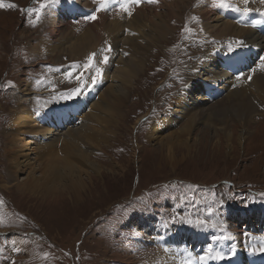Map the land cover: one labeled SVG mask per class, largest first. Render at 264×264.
<instances>
[{
  "label": "rangeland",
  "instance_id": "1",
  "mask_svg": "<svg viewBox=\"0 0 264 264\" xmlns=\"http://www.w3.org/2000/svg\"><path fill=\"white\" fill-rule=\"evenodd\" d=\"M62 1L67 2L4 0L5 6L0 7V264H156L159 252L152 241H148L149 232L154 228L167 230L169 227L174 231L179 224L205 226L212 235H215L213 230L215 233L223 232L220 235L222 238L232 232H237L239 236L249 233L253 237H258L259 233L264 238V233L250 229L254 223H239L241 227L238 228V221L229 217V209L232 208L235 211L264 208L262 103L247 122L242 120L248 132L241 143L236 140V134L243 126L230 119L235 139L229 147L222 134L223 138L219 141L211 139L212 129L201 122H197L196 130L186 145L172 148L173 155L147 139L152 122L168 111L173 94L187 85L190 75L187 71L190 69L197 74L204 69L198 63L202 60L200 53L206 50L203 40L214 46L218 44L219 37L214 26L213 29L208 28L212 22L205 14L206 0H180L167 32L151 41L142 35L145 31L141 32L140 28L144 29L143 26L131 24L125 28L112 20L117 18L125 24L127 11L121 6L96 11L101 0H75L80 11H65L61 16L66 22L56 20L51 16L50 9L55 8V2L62 4ZM144 1L145 6H155L156 13L165 11L174 3V0H160L159 7L156 3L150 5L148 0ZM235 1L242 6L249 4L242 0H218L219 14L216 13L214 21H217L213 23L229 20L234 24L236 15L230 14H235L231 4L235 10L238 9ZM9 4L15 6L8 7ZM41 4L45 6L41 8ZM29 8L39 10L38 20L36 11L29 13ZM227 8L230 10L228 14ZM85 9L98 17L104 13L111 20L105 16L99 21V26L90 28L93 38L90 48H94L84 58L70 56V51L60 49L63 46L53 54L48 53L45 47H41L40 51L34 50L39 38L43 35L46 38L45 31L54 28V40H57L61 36V27L71 31L78 28ZM137 9L130 11L137 15L142 8ZM50 19H54L53 24H49ZM154 19L157 20V17ZM89 25L90 22L83 23V30ZM106 26H115V30L103 37L101 29ZM130 40L150 46L144 50L146 54L141 59V68L133 76L121 109L123 116L119 119L116 136L107 144H100L101 150L99 147L89 150L90 158L100 170L105 171L101 177L94 172L91 174L93 184L84 201L75 202L67 194L40 199L27 192H19L7 180L6 136L3 133L16 106V92H24L28 88L31 92L29 100L34 101L32 105H36V109L48 104L74 102L78 95L72 99H61V94L81 84L75 76L63 78L59 70H79L81 76L85 63H88L87 57L92 53L96 54L94 66L91 71L85 68V74L92 77L96 75V68L101 69L96 83L91 80L92 88L99 87L103 71L112 66L106 72L103 86L99 87L101 91L109 85L110 77L117 81L114 71L122 67L121 61L130 56ZM115 46L119 51L113 58L111 53ZM109 47L110 51H106ZM100 50H104V56L108 57L107 63L103 62L104 56L97 62ZM184 58L190 59L187 65L183 64ZM257 74L252 71L246 76L255 77ZM198 79L206 81L204 75ZM232 81L226 93L234 89ZM236 89L239 86L235 85ZM226 93L214 99H220ZM184 122L185 117L178 119L172 130L181 127ZM3 179L10 183V188L2 186ZM148 218H151L149 226L143 228L141 223L148 222ZM252 220L255 222V218ZM141 240H147L146 247H141ZM178 252L182 250L177 247L171 249L170 254L177 255Z\"/></svg>",
  "mask_w": 264,
  "mask_h": 264
},
{
  "label": "bare ground",
  "instance_id": "2",
  "mask_svg": "<svg viewBox=\"0 0 264 264\" xmlns=\"http://www.w3.org/2000/svg\"><path fill=\"white\" fill-rule=\"evenodd\" d=\"M205 4L207 8L205 14L212 22L208 28L213 29L214 26L216 36L219 37L217 49L205 48L206 50L202 53L203 61L199 60L200 65L204 67L202 71L193 74L190 69L186 70L190 73L187 85H183L184 87L173 94L171 107L152 122L151 129L147 133L148 141L160 145L171 155L174 154L172 148L175 145L183 146L191 140L197 122L212 129L211 139L219 141L223 135L226 146L229 147L231 141L235 139L232 125L230 126V119L233 118L236 124L243 126L236 134V140L241 143L248 132L242 120L247 122L257 113L255 109L259 103L264 105V69L259 67L260 58L264 57V4L260 3L251 7L248 13L243 11L242 5V7H236L238 9L235 10L234 24L229 20L219 21L222 23L218 22V24L213 23L217 21L214 20L219 14V7H217L219 2L206 0ZM150 5L153 4L150 3ZM178 5L180 0H174V3L169 5L172 7L156 13L155 6H145L144 1L139 7L142 8L139 14L129 15L126 12L125 24L115 18L116 23L125 28H129L128 25L131 24L143 26L144 29L140 28L141 32L145 31L142 35L151 41L167 32L168 24L173 14L177 12ZM69 8L72 9L71 5ZM171 8L172 10L169 11ZM127 15L131 17L126 18ZM104 17L102 16L101 19ZM154 17H157V20ZM85 19L83 18L82 21ZM53 20L50 19L49 24H53ZM62 22L66 21L62 20ZM81 23H79L80 26H82ZM65 25L68 26V23ZM99 25V21L93 20L85 31L84 27L72 31L59 27L61 36L57 40H54V28L49 32L45 31L47 39L43 37L44 35L40 37L34 50L40 51L41 47H45L48 53L53 54L56 49L63 46L60 49L70 51V56L84 58L88 51L94 48H90L93 42L90 28L95 29ZM114 30L115 26H106L101 29L102 33L107 34ZM237 41H242V44L237 45ZM130 42V56L121 61L122 67L114 71L117 81L112 76L109 85L103 87L101 91L98 87L93 92L92 89H88V80L85 81L86 85L81 89L77 102L67 103L62 108L48 104L46 107L36 109V105H32L34 101L29 100L31 92L28 88L24 92H16V106L11 111L8 128L3 133L6 136L4 149L7 160V180L19 192H27L40 199L67 194L75 202L84 201V196L93 184L91 174L94 172V175L101 177L102 172L105 171V169L100 170L95 161L90 158L89 150L92 147L93 150L96 147L101 150L100 144H107L116 136L119 119L123 116L121 109L129 94L133 76L141 68L146 54L144 50L150 46H143L135 40ZM229 44L232 45L233 51H229ZM114 51L115 57L119 51L117 46ZM242 60L243 68L239 67ZM253 69L258 74L255 77L251 76L249 80L246 75H251ZM233 73L237 74L236 77ZM202 75L206 79L204 82L198 79ZM231 80H233L234 89L226 93ZM235 85L239 86V89L235 90ZM224 93L226 94L220 99H214L215 96ZM227 114L231 116L228 118ZM182 117L186 118V122L172 130L175 122ZM195 139L196 137L193 140ZM9 184L3 179L2 186L5 189L10 186ZM229 217L232 221H238L236 223L238 228L244 222L251 225L254 223L250 229L264 233V208L251 211H235L232 208L229 209ZM252 218H255L256 223ZM150 219L148 222L143 221L141 226L147 228ZM173 230L171 227L167 230L154 228L152 232H149L151 234H148L147 239L152 241L159 252L156 264H264L259 255L264 253V238L253 237L249 233L239 236L237 232L228 233L222 238L220 235L223 232L220 234L219 231L215 233L213 230L215 235H212L210 229L207 230L205 226L183 224L176 225ZM146 233H148L147 229ZM163 234L164 236L161 237L160 235ZM168 235L172 237H165ZM145 241L147 240L140 241L141 247L147 246ZM177 247L182 252L171 255V249ZM156 248L155 251H157ZM218 253L223 256V259L215 258Z\"/></svg>",
  "mask_w": 264,
  "mask_h": 264
},
{
  "label": "snow or ice",
  "instance_id": "3",
  "mask_svg": "<svg viewBox=\"0 0 264 264\" xmlns=\"http://www.w3.org/2000/svg\"><path fill=\"white\" fill-rule=\"evenodd\" d=\"M141 2H142V0H122V3L120 4V6L122 8H124L126 11H128L129 15H131V11H130V9L127 6L128 5H137L138 6ZM148 2L149 3H156V2H158V0H148ZM107 3H108V0H101L100 8H97L96 11H100L101 8L106 7ZM244 3H248V0H244ZM260 3L264 4V0H260ZM4 6H5L4 5V0H0V7H4ZM14 6L15 5H12V4L8 5V7H14ZM44 6H45L44 4H41V8H43ZM27 11L29 13H32L33 11H36L37 20L39 19V16H40L39 10H35V9L29 8V9H27ZM244 11H246V12L247 11H251V9H247L246 8V9H244ZM87 19L95 20V19H97V17L95 15H92L90 17H87ZM34 23L35 22H33V24ZM257 23H259V21H257ZM236 43H237V45H240V44H242V41H237ZM228 47H229V51H233V48H232L231 44H229ZM106 51H110V47L108 49H106ZM125 55H127V53H125ZM95 56H96L95 53H92V54L89 55L88 63L84 65L85 68L91 69L94 66L93 62H94ZM107 61H108V57L105 55L104 58H103V62L107 63ZM260 61H261V63L259 65V67L264 69V57H261ZM95 71H96V75L91 77V80H92L93 84L96 83L101 69L96 68ZM252 71L255 72V69H253ZM68 75L71 76L72 74L68 73ZM82 75L83 74H81V76H77L76 79L79 81L81 79ZM251 78H252L251 76H248L249 80H251ZM238 79H239V77H238ZM79 94H81V87H76V88L71 89L70 91L62 93L61 94V99H72L74 96L79 95ZM215 258L223 259V256L218 253ZM201 259H203V257H201Z\"/></svg>",
  "mask_w": 264,
  "mask_h": 264
}]
</instances>
